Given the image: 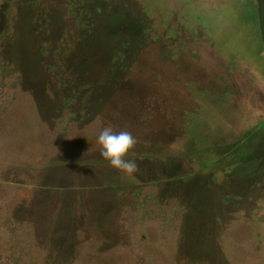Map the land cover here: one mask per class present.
Returning <instances> with one entry per match:
<instances>
[{
    "label": "rangeland",
    "instance_id": "rangeland-1",
    "mask_svg": "<svg viewBox=\"0 0 264 264\" xmlns=\"http://www.w3.org/2000/svg\"><path fill=\"white\" fill-rule=\"evenodd\" d=\"M241 2L0 0V173L52 166L39 175L83 187L50 192L48 211L139 186L167 201L168 221L141 222L166 256L181 228L187 264H264V165L250 141L264 125V53ZM107 126L137 139L126 158L139 172L101 156ZM126 251L85 244L73 260L118 264Z\"/></svg>",
    "mask_w": 264,
    "mask_h": 264
},
{
    "label": "trees",
    "instance_id": "trees-1",
    "mask_svg": "<svg viewBox=\"0 0 264 264\" xmlns=\"http://www.w3.org/2000/svg\"><path fill=\"white\" fill-rule=\"evenodd\" d=\"M241 1L237 16L248 22L246 28L251 45H257L264 53L257 29L255 1ZM211 40L215 41L214 36ZM221 42L225 44L224 40ZM64 108L68 110L70 106ZM68 115L74 117V114ZM51 167L20 169L11 165L0 173V264H75L77 257L73 258L85 244L94 251L113 249L122 253L128 244L126 253L130 257L126 261L116 258L118 264H187L181 228L177 232L179 243L175 257L163 254L141 228L143 220L168 221L165 198L160 200L155 194L144 193L139 186L121 192L111 188L116 190L111 198L102 202L87 199L88 205L82 210L74 206L75 200L83 198L82 193H78L77 198L66 204L58 202L52 211H48L50 192L63 194L64 191L83 189L55 186L48 177L39 175ZM174 177L173 171L165 174L166 180ZM106 188L91 191L102 193ZM142 240H146L144 245Z\"/></svg>",
    "mask_w": 264,
    "mask_h": 264
},
{
    "label": "clouds",
    "instance_id": "clouds-1",
    "mask_svg": "<svg viewBox=\"0 0 264 264\" xmlns=\"http://www.w3.org/2000/svg\"><path fill=\"white\" fill-rule=\"evenodd\" d=\"M100 154L113 168L131 176L140 171L135 160L127 159L131 149L137 144V139L130 131H115L113 127H104L97 139Z\"/></svg>",
    "mask_w": 264,
    "mask_h": 264
},
{
    "label": "crops",
    "instance_id": "crops-1",
    "mask_svg": "<svg viewBox=\"0 0 264 264\" xmlns=\"http://www.w3.org/2000/svg\"><path fill=\"white\" fill-rule=\"evenodd\" d=\"M261 112L259 113V117L263 116L264 117V106L261 108ZM250 141L252 142L251 147L254 146L255 149L258 154H262V158L259 157L258 155H254L253 156L258 159V160H262L260 161V166L261 164L264 165V158H263V152L259 151V149L264 147V125L258 129L256 132H254V134L252 135Z\"/></svg>",
    "mask_w": 264,
    "mask_h": 264
},
{
    "label": "water",
    "instance_id": "water-1",
    "mask_svg": "<svg viewBox=\"0 0 264 264\" xmlns=\"http://www.w3.org/2000/svg\"><path fill=\"white\" fill-rule=\"evenodd\" d=\"M255 4L259 40L264 50V0H255Z\"/></svg>",
    "mask_w": 264,
    "mask_h": 264
}]
</instances>
